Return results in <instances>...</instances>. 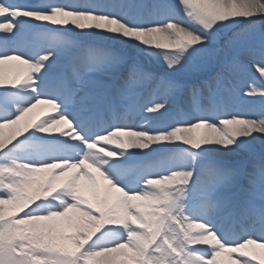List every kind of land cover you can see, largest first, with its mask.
I'll return each mask as SVG.
<instances>
[{"label":"rangeland","instance_id":"obj_1","mask_svg":"<svg viewBox=\"0 0 264 264\" xmlns=\"http://www.w3.org/2000/svg\"><path fill=\"white\" fill-rule=\"evenodd\" d=\"M93 2L103 4L111 14L91 11L88 6L83 11L128 24L129 29L135 31L134 35L119 47L101 38L91 39L57 28L49 37L53 40L50 51L55 55L62 52V56L75 51V56L80 58L78 64L91 65L90 72L100 73L97 79L85 82V89L104 91L114 84L123 92L120 95L127 106L144 97L136 130L143 128L150 135L153 144L163 153L162 163L173 157L187 171L201 170L198 177H201L199 183L204 195L185 193L187 188L191 189L188 178L179 187L157 183L147 174L154 169L156 160L147 166L142 165L143 159L142 166L123 168L114 176L119 177L117 181H109L122 194L140 192L143 200L148 201L126 211L129 213L126 218L113 213L123 209L121 205L104 203L107 214L97 218L91 233L84 231L81 241L66 244L62 249V246H54L65 243L62 238L45 232L38 225L30 227L22 220L25 216L39 214L37 210L23 216L16 212L29 204V196L33 195L24 180L25 174L9 167L6 156L0 159V200L7 204L6 209L0 211V264H234L238 258L234 252L219 248L205 251L202 243L189 245V238L176 215L183 200H189L191 195L196 201L215 199V190L204 189L205 185L215 183L230 185L233 194L229 198L240 195L238 198L249 209L264 205V142L245 143L229 135L230 128L245 127L239 121L264 129V0ZM47 15L59 16L57 13ZM151 28L161 30L167 39L150 35ZM10 53L2 57L13 55ZM118 75L119 80L112 81ZM98 81L110 85L102 88L104 84H95ZM229 89V93L233 91L230 99L222 100ZM202 109L206 111L204 114ZM191 127L194 130L188 132ZM212 128L225 137L223 145L204 136ZM29 146L27 142L18 151L29 154L32 151ZM163 170L158 172L166 177ZM139 171L140 183L149 184L137 190L134 183ZM240 178H243L242 188H237ZM73 192L63 196L67 206L78 199ZM18 204L20 206L15 207ZM45 205L50 213L53 214L54 209L62 215L63 208ZM129 241L138 243L139 251L136 257L119 259V262L114 260L116 254L101 256L94 246L99 242L104 246H124L130 245ZM241 249L252 262L241 264H264V250L255 251L248 245ZM26 250L36 257L33 261L31 256L25 255ZM188 250L198 255L196 262ZM255 254L258 259H254Z\"/></svg>","mask_w":264,"mask_h":264},{"label":"bare ground","instance_id":"obj_2","mask_svg":"<svg viewBox=\"0 0 264 264\" xmlns=\"http://www.w3.org/2000/svg\"><path fill=\"white\" fill-rule=\"evenodd\" d=\"M71 2L72 0L66 1V3L73 5L74 1ZM256 10H259L258 7ZM6 11L0 5V37L3 38L24 29L26 32L32 30L36 34H40L44 33V30L59 28L68 30L75 35L89 36L91 39L101 38L107 44L120 47L122 44L125 45L128 38L135 33V31L129 29L123 23L112 19L109 20L107 17L88 15L87 13L84 15L66 11L57 13L59 16L53 18L41 13L26 14L16 12L11 15L10 12ZM10 28L16 30L15 33H12L9 30ZM155 31H158V33ZM148 32L150 35L157 34L161 40L167 39L161 30L151 28ZM156 40L157 38L154 41ZM3 42H0V53L13 49L16 52H20L23 58L19 59L15 55L0 56V98L4 99L6 105L8 104L0 117V159L8 156L5 162L10 163L9 167L25 174L24 180L27 181V185L31 189V195H33L32 197L29 196L31 202L18 208L16 212L23 216L22 214L30 210H37L39 214L25 216L22 219L24 223L30 225V227L38 225L40 228L46 230L45 232L55 233L65 243L62 245L55 243L54 246H62V249H64L66 244H71L76 240L81 241L80 239H82L84 231L91 233V226L97 218L107 214L104 203L121 205L123 209H118L117 212L113 211V213L115 216L126 218L129 216L128 211L137 209L144 202L148 201L143 200L140 192L130 195L122 194L119 190L112 187L109 182L102 179L101 171L111 169L112 167L122 169L125 166L139 165L141 160L146 156L154 154L159 150L153 144L154 141L150 135L144 131H118L116 134L107 133L105 139H102L98 145L91 146V151L85 160H82L77 165L62 164L41 167L18 161L19 159L27 158L22 152L18 151V148L23 146L21 144L25 143L29 138L39 139L48 144L52 141L60 140V143L55 142L60 147L62 138H71L64 141L66 144L73 141L72 139L77 141L78 137L75 136L74 132L70 131V124H65L57 114H47L49 104L37 98L34 87L31 90L35 79V77H32L31 72L34 70L38 73L36 75L38 81L34 84L37 87L36 85H40L41 82L49 80L55 67L54 65L57 61H60L61 56L47 51L42 57L38 58L37 52L32 49H23L20 45L12 47L10 41L3 45ZM46 66H49L50 71L45 68ZM88 75L90 81L100 77V73L98 72L88 73ZM62 87L64 88L63 83ZM40 89H42V92H45V88L40 86ZM93 93H88L87 90L79 93L76 97V102H78L76 107L79 108L84 105L82 102H79L83 96H94ZM7 116L12 117L7 119ZM238 123L243 124V126L245 125V127L243 129L240 127L239 130L230 128L229 135L231 137L240 139L245 143L264 142V129L253 127V123L248 124L240 121ZM190 129L194 130V128H189L187 131L189 132ZM204 136L207 139L208 137L209 139H213L216 144L223 145L225 142V137L222 133H219L214 128L207 130ZM44 142L41 143L44 144ZM39 146L41 145L39 144ZM58 147L49 148H51V151H54L53 153H59ZM170 164V168L175 169L169 171L166 177L158 178L156 180L157 183L170 187H179L184 184L186 178L189 181L196 175L195 171L192 173V171L185 170L184 166L178 161L170 162ZM205 177L209 178L206 175ZM70 191H75L73 194L78 199L67 206V200L63 196ZM228 191L226 186L218 188L217 193L222 194L219 200H208L207 202L199 203L197 209L192 212L189 211L190 208H187V210L180 213L178 219L181 220L182 225L185 227V234L189 238V245L202 243L206 251L217 249L215 241L194 222V217L198 210L206 208L209 205L218 210L222 208L226 209L228 205L226 193ZM45 203H49L51 206L59 209L63 208L62 215H60L61 211L56 212L54 209H52L53 214L50 213ZM5 205H7L6 201L0 200V211L6 209ZM19 206L20 204L15 205V207ZM69 212H72V214ZM248 215L254 224L260 225L264 222V210L252 211ZM259 233L263 234L262 232ZM133 242L129 241L130 245L116 247L104 246L103 242H99L97 243L98 245L94 246L99 250L101 256L110 253L116 254L117 257L114 260L117 262L119 259L121 261L136 257L140 245ZM131 247L133 248L131 249ZM248 247H251L255 251L264 250V245H248ZM240 250L242 249L234 248L233 250L224 251L236 253L235 255L238 258L234 261V264H241L243 261L252 263L250 256L240 252ZM25 252H27L26 254H30L27 250ZM188 252L189 255L192 254L193 261L196 262L199 259L196 253L191 252V250H188ZM256 255L254 259H258Z\"/></svg>","mask_w":264,"mask_h":264}]
</instances>
